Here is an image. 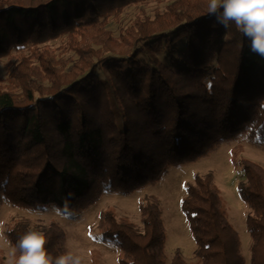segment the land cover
I'll list each match as a JSON object with an SVG mask.
<instances>
[{
  "label": "trees",
  "instance_id": "16d2710c",
  "mask_svg": "<svg viewBox=\"0 0 264 264\" xmlns=\"http://www.w3.org/2000/svg\"><path fill=\"white\" fill-rule=\"evenodd\" d=\"M146 1L0 0V61L10 67L0 79V207L79 214L106 192L155 185L223 142L264 144V58L250 41L216 22L210 0H176L153 19L141 10L115 37L111 20ZM57 39L59 55L47 46ZM233 165L244 176L237 190L249 209L250 264H264V167L246 158ZM181 209L195 263L180 250L166 255L154 196L140 205L141 227L107 209L98 232L119 264H246L213 173L187 185ZM30 230L44 233L51 256L67 252L55 221L17 219L6 236L15 246Z\"/></svg>",
  "mask_w": 264,
  "mask_h": 264
},
{
  "label": "rangeland",
  "instance_id": "374dc122",
  "mask_svg": "<svg viewBox=\"0 0 264 264\" xmlns=\"http://www.w3.org/2000/svg\"><path fill=\"white\" fill-rule=\"evenodd\" d=\"M176 0H149L133 4L126 8L120 20L112 19L108 29L119 37L122 30L129 27L143 10L147 16L154 18L157 11L164 12L168 5ZM62 40L47 43V46L61 53ZM180 49L184 47L179 45ZM10 73L8 60L0 61V79H7ZM236 158H246L264 167V144L242 136L230 142L219 144L209 156L183 166L172 167L162 180L137 191L131 195L117 192H106L100 200L79 214H66L56 206L42 211H30L11 206L8 203L0 207V230L6 236L7 228L17 219H28L34 225L58 223L66 233V250L82 257V264H119V250L112 244L101 240L98 232L100 214L112 209L118 218H128L141 227L140 205L145 197L154 196L161 202L163 220L166 229V255L171 259L176 250H180L184 259L195 263L196 244L191 235L187 219L181 209L182 199L186 196V188L196 175L209 172L214 174L215 183L221 191L227 216L240 235L242 253L246 264H250L251 236L246 226L248 207L238 194V184L244 179L243 174L233 165ZM8 240V239H7ZM9 245L0 246V261L6 264V253Z\"/></svg>",
  "mask_w": 264,
  "mask_h": 264
},
{
  "label": "clouds",
  "instance_id": "9594fccd",
  "mask_svg": "<svg viewBox=\"0 0 264 264\" xmlns=\"http://www.w3.org/2000/svg\"><path fill=\"white\" fill-rule=\"evenodd\" d=\"M209 13L224 28L234 24L250 41V51L264 58V0H210ZM46 243L44 233L30 230L12 246L0 230V246L9 245L6 264H82L72 251L51 256Z\"/></svg>",
  "mask_w": 264,
  "mask_h": 264
}]
</instances>
